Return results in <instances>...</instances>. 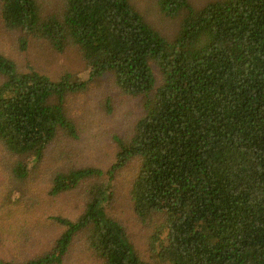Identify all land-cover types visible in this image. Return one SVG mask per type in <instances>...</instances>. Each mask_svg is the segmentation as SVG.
I'll list each match as a JSON object with an SVG mask.
<instances>
[{"label": "trees", "instance_id": "16d2710c", "mask_svg": "<svg viewBox=\"0 0 264 264\" xmlns=\"http://www.w3.org/2000/svg\"><path fill=\"white\" fill-rule=\"evenodd\" d=\"M154 3L166 28L137 0H0L7 29L76 46L88 71L53 79L0 52V148L9 157L0 159V264H63L78 232L99 264H264V0ZM106 74L143 110L131 136L115 137L106 168L52 170L46 192L82 186L84 209L59 219L65 231L49 250L12 257L19 211L35 199L25 181L58 136L77 137L68 97ZM124 171L133 213L146 224L163 218L155 226L164 236L148 247L154 263L108 213Z\"/></svg>", "mask_w": 264, "mask_h": 264}, {"label": "rangeland", "instance_id": "374dc122", "mask_svg": "<svg viewBox=\"0 0 264 264\" xmlns=\"http://www.w3.org/2000/svg\"><path fill=\"white\" fill-rule=\"evenodd\" d=\"M137 5L151 20L159 21L154 0H137ZM158 24L164 28L169 26L163 20ZM0 52L20 67L42 71L53 79L66 73L84 80L88 76L86 64L76 46L66 45L63 49H56L33 35L7 29L1 14ZM67 108L74 118L77 137L58 136L36 161L34 174L25 181L28 183L27 189L35 199H25L27 203L19 211L16 227L12 232V257L26 260L43 254L65 231V225L59 219L73 220L84 209L87 194L82 186L64 194L50 195L46 192L51 187L49 181L52 170L65 163L77 168L108 167L114 161L115 151L118 149L115 137L124 140L131 136L134 123L143 111L137 98L120 91L110 74L93 77L88 81L87 88L71 94L67 99ZM0 159H9L1 148ZM119 175V187L114 186V198L107 207L108 213L125 227L140 246L139 253L148 262L154 263V252L148 247L150 242L156 243L157 239L164 236L165 230L158 233L155 226L163 218L156 216L147 224L141 222L133 213L127 199L129 185L126 178L130 174L124 171ZM96 180L97 178L87 182ZM85 236L84 232L73 236L72 246L64 256L63 264H99L100 259L90 250ZM149 237L151 240L148 242Z\"/></svg>", "mask_w": 264, "mask_h": 264}]
</instances>
